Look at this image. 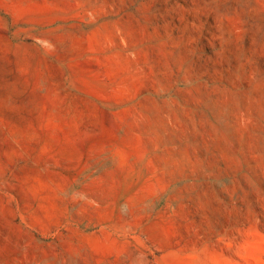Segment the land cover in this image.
Wrapping results in <instances>:
<instances>
[{
	"label": "rangeland",
	"instance_id": "374dc122",
	"mask_svg": "<svg viewBox=\"0 0 264 264\" xmlns=\"http://www.w3.org/2000/svg\"><path fill=\"white\" fill-rule=\"evenodd\" d=\"M0 264H264V0H0Z\"/></svg>",
	"mask_w": 264,
	"mask_h": 264
}]
</instances>
